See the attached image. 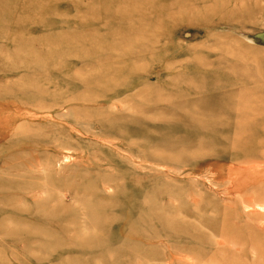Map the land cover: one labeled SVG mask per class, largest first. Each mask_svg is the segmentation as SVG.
Segmentation results:
<instances>
[{
	"label": "rangeland",
	"instance_id": "obj_1",
	"mask_svg": "<svg viewBox=\"0 0 264 264\" xmlns=\"http://www.w3.org/2000/svg\"><path fill=\"white\" fill-rule=\"evenodd\" d=\"M0 264H264V0H0Z\"/></svg>",
	"mask_w": 264,
	"mask_h": 264
}]
</instances>
